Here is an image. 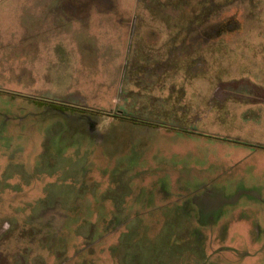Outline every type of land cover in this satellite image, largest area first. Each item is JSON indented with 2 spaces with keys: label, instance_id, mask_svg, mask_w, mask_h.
Wrapping results in <instances>:
<instances>
[{
  "label": "rangeland",
  "instance_id": "rangeland-1",
  "mask_svg": "<svg viewBox=\"0 0 264 264\" xmlns=\"http://www.w3.org/2000/svg\"><path fill=\"white\" fill-rule=\"evenodd\" d=\"M0 264H264V0H0Z\"/></svg>",
  "mask_w": 264,
  "mask_h": 264
}]
</instances>
